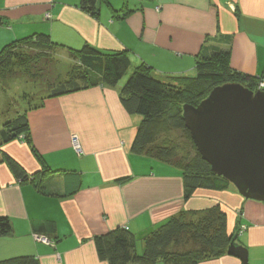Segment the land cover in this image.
<instances>
[{
    "label": "crops",
    "instance_id": "0c3cea01",
    "mask_svg": "<svg viewBox=\"0 0 264 264\" xmlns=\"http://www.w3.org/2000/svg\"><path fill=\"white\" fill-rule=\"evenodd\" d=\"M130 1L134 12L118 19L112 10L124 0H99L97 18L82 12L79 0H0V51L14 40L47 34L74 50L88 45L125 52L130 73L146 64L166 81L195 76L201 51L216 47L230 51L234 72L264 82V0ZM120 88L104 85L47 99L25 112L28 141L0 148V217L12 228L0 237V261L28 256L39 264H107L97 256L95 237L125 228L142 252L143 239L169 218L218 205L230 234L244 228L237 243L247 250L248 264H264V203L245 200L233 186L197 190L185 201L180 171L131 152L141 118L124 111ZM4 154L34 183L16 181ZM200 264L241 262L225 255Z\"/></svg>",
    "mask_w": 264,
    "mask_h": 264
},
{
    "label": "trees",
    "instance_id": "16d2710c",
    "mask_svg": "<svg viewBox=\"0 0 264 264\" xmlns=\"http://www.w3.org/2000/svg\"><path fill=\"white\" fill-rule=\"evenodd\" d=\"M98 4L99 0H79V9L97 18ZM112 12L116 18L123 19L134 11L125 1L119 10ZM227 39L221 38L225 42ZM59 51L67 52L71 60L68 66L63 67L54 59ZM230 58L229 50L203 49L196 62L195 76L166 81L157 79L153 69L142 64L130 73L120 88L119 98L124 111L141 118L131 152L180 171L185 201L191 199L197 190L225 192L231 186L215 176L202 160L182 119L184 105L197 106L218 86L238 83L255 92L258 79L234 72ZM130 67L125 52H101L88 45L74 50L55 43L47 34H33L12 41L0 51V88L5 90L19 80L34 87L45 85V94L41 91L38 95H24L28 111L41 108L47 99L98 86L117 87L130 72ZM29 131L25 113L4 122L0 130V148L22 137L28 141ZM31 151L44 165L32 146ZM2 161L16 181L34 183L10 157L4 154ZM11 230L9 219L0 217V237L9 235ZM41 237L49 240L46 236ZM235 238L237 235L228 231L226 213L217 205L200 211H182L169 218L143 239L141 253L137 251L135 235L125 228L97 236L93 242L99 260L107 264H200L227 255ZM0 264L39 262L27 256L0 261Z\"/></svg>",
    "mask_w": 264,
    "mask_h": 264
},
{
    "label": "water",
    "instance_id": "95a60500",
    "mask_svg": "<svg viewBox=\"0 0 264 264\" xmlns=\"http://www.w3.org/2000/svg\"><path fill=\"white\" fill-rule=\"evenodd\" d=\"M182 119L211 172L245 200L264 203V91L218 86L197 106L184 105ZM237 242L232 240L227 256L248 264L247 250Z\"/></svg>",
    "mask_w": 264,
    "mask_h": 264
},
{
    "label": "rangeland",
    "instance_id": "374dc122",
    "mask_svg": "<svg viewBox=\"0 0 264 264\" xmlns=\"http://www.w3.org/2000/svg\"><path fill=\"white\" fill-rule=\"evenodd\" d=\"M117 2L121 0H115ZM126 1V0H124ZM129 5H132L130 0H127ZM49 18V15H46V19ZM56 59L63 67L68 66L71 63V60L67 57L66 51H59L55 56ZM130 72H128L125 77L120 81L119 87H121L124 82L128 79ZM45 89V85L39 84L34 87L31 84L25 83L24 81H15L9 85L5 90L0 88V130L4 122L13 120L17 116L23 115L28 109V101L24 99V95L30 94H41ZM42 91V92H41ZM46 92L44 91V94ZM31 102V101H30ZM26 114V113H25ZM71 145L74 148L73 137L71 140ZM76 145L78 143L76 142ZM79 146V145H78ZM80 147V146H79ZM81 148V147H80ZM82 150V149H81ZM140 243L138 242V247ZM138 253H141L138 249Z\"/></svg>",
    "mask_w": 264,
    "mask_h": 264
},
{
    "label": "built area",
    "instance_id": "2783aa9c",
    "mask_svg": "<svg viewBox=\"0 0 264 264\" xmlns=\"http://www.w3.org/2000/svg\"><path fill=\"white\" fill-rule=\"evenodd\" d=\"M262 91H264V82L262 80H258V83H257V86L255 88V92L254 93H256V92H262ZM76 142H77L76 138L73 137L74 150H75V152H76V154L78 156H81L82 150H81V148L78 145H76ZM243 231H244V228L243 227H240V229L237 232V237H239L240 235H242ZM37 240L40 241V242H42V243H44V244H46V245H50V241L47 238H45V237L39 236L37 238Z\"/></svg>",
    "mask_w": 264,
    "mask_h": 264
}]
</instances>
